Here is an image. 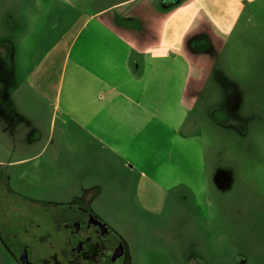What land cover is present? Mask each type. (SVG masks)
<instances>
[{
  "label": "rangeland",
  "instance_id": "1",
  "mask_svg": "<svg viewBox=\"0 0 264 264\" xmlns=\"http://www.w3.org/2000/svg\"><path fill=\"white\" fill-rule=\"evenodd\" d=\"M113 1L0 0V102L14 104L9 117H0V264H23L5 224L11 201L22 200L40 208L20 219L26 225L18 236L33 246L37 264H64L56 249L61 233L48 216L70 201L104 218L124 245L127 264H264V0L249 2L245 17L251 20L216 42L212 31L200 51L191 53L192 80L202 67L221 71L219 119L214 124L209 119L216 106L208 83L201 105L190 102L191 120L201 124L210 198L204 201L198 189L196 202L186 191L181 198L173 193L160 214L142 206L137 172L101 150L70 148L60 121L51 123L52 104L42 102V93L30 85L44 58L59 48L61 33ZM170 1L143 0L153 3L149 32H159ZM218 2L202 0L209 6ZM134 5L132 0L105 15L130 33L135 15H149L137 13ZM231 80L243 95L234 109L228 102L233 90L226 87ZM87 190L96 192L94 199L84 195Z\"/></svg>",
  "mask_w": 264,
  "mask_h": 264
},
{
  "label": "crops",
  "instance_id": "2",
  "mask_svg": "<svg viewBox=\"0 0 264 264\" xmlns=\"http://www.w3.org/2000/svg\"><path fill=\"white\" fill-rule=\"evenodd\" d=\"M130 1L89 11L72 30L62 32L59 48L44 58L30 85L42 93V102L52 104L51 123L60 121L70 148L101 150L137 172L142 206L160 214L173 193L181 198L186 191L196 202L198 189L204 201L210 198L201 124L191 120L190 102L201 105L208 83L216 106L209 113L214 124L221 111L216 101L221 71L202 67L192 80L190 56L212 38V31L216 42L251 20L245 15L253 0H219L210 6L202 0L170 1L155 34L149 32L152 2L134 0L135 11L149 15H135L130 33L114 27L105 15ZM226 87L233 90L230 108H237L243 101L239 84L231 80ZM12 111L8 99L0 102L1 118ZM225 113L229 115L227 109ZM193 169H198L196 177L190 176ZM84 195L94 199L96 192Z\"/></svg>",
  "mask_w": 264,
  "mask_h": 264
},
{
  "label": "flooded vegetation",
  "instance_id": "3",
  "mask_svg": "<svg viewBox=\"0 0 264 264\" xmlns=\"http://www.w3.org/2000/svg\"><path fill=\"white\" fill-rule=\"evenodd\" d=\"M63 204L51 210L48 218L61 233L56 249L64 264H127L124 245L102 216L87 204L72 201ZM11 206L5 223L13 230L14 246L11 248L20 254L23 264H37L33 246L24 243L18 236L20 228L26 225L20 219H27L40 208L35 205L30 207L29 200H22L20 205L18 201H11Z\"/></svg>",
  "mask_w": 264,
  "mask_h": 264
},
{
  "label": "water",
  "instance_id": "4",
  "mask_svg": "<svg viewBox=\"0 0 264 264\" xmlns=\"http://www.w3.org/2000/svg\"><path fill=\"white\" fill-rule=\"evenodd\" d=\"M23 255H26V254L23 252Z\"/></svg>",
  "mask_w": 264,
  "mask_h": 264
}]
</instances>
